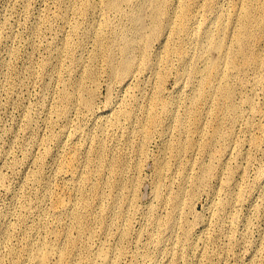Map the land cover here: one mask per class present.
Listing matches in <instances>:
<instances>
[{
    "label": "rangeland",
    "instance_id": "374dc122",
    "mask_svg": "<svg viewBox=\"0 0 264 264\" xmlns=\"http://www.w3.org/2000/svg\"><path fill=\"white\" fill-rule=\"evenodd\" d=\"M77 1L0 0V264H16L21 257L20 241L36 223L30 216L20 223L26 213L22 206L36 201L44 173L52 176L53 190L73 202L77 195L70 187L80 185L89 204L86 214L70 212L71 219L48 207L47 228L61 231L66 223L70 240L79 242L76 252L66 240L58 243L65 264L86 258L82 244L90 226L101 232L89 245H105L111 264H264V46L257 45L254 27L264 29V19L254 16L247 41L262 64L242 65L231 45L239 68L224 78L228 93L193 103L191 92L176 81L180 74L192 80L193 60L178 64L169 57L178 49L193 54L201 44L198 35L185 41V33L178 32L172 45L154 37L145 54L137 48L135 58L154 68L137 71V80L122 86L111 82L104 55L130 22L102 6L93 23L76 19L67 7ZM248 4L257 7L256 1ZM241 8L237 0H200L197 23L187 31L213 30L218 18L228 23ZM72 23L80 33H71ZM92 25L101 57L95 82L86 79L82 86L84 92L95 88L96 96L92 109L76 106L66 123L58 115L61 93L76 83L82 49L96 43L83 40ZM164 104L178 108L179 124L165 120ZM197 109L208 116L200 128L193 116ZM111 111L118 114L115 119ZM215 113L218 122L211 120ZM71 155L84 171L75 182L57 176L59 160ZM94 173L101 178L92 180ZM93 183L96 192L90 191Z\"/></svg>",
    "mask_w": 264,
    "mask_h": 264
},
{
    "label": "bare ground",
    "instance_id": "6f19581e",
    "mask_svg": "<svg viewBox=\"0 0 264 264\" xmlns=\"http://www.w3.org/2000/svg\"><path fill=\"white\" fill-rule=\"evenodd\" d=\"M199 1L78 0L73 7L71 5L67 7V13L73 15L76 19L78 17L86 18L91 23L102 14L100 6L106 12H111L117 16H126L130 22V28H125L124 33L119 35L117 40L116 36H114L104 55L106 58L105 66L111 82L114 83L118 80L122 86H127L130 82L137 80V71L154 68L155 64H148L142 59L138 60L135 58L134 51L137 48H142V52L145 54L154 37H157L161 44L172 45L176 41L178 32L185 33V41H191L198 35L201 44L193 54L178 49L170 55L169 62L175 61L178 64H185L193 60L192 80L180 74L176 80L178 86L180 89L187 88L191 92L193 103H197L200 100L212 102L215 97L228 93V88L223 83L224 78L227 75L235 74L239 68V61L237 60V62L231 53V45H234L237 49L235 58L237 59L238 56L242 57V65L258 67L262 64L263 57L254 58L251 50L247 48V41L250 38L249 31L254 21V16H258L260 20L264 19V4L259 0H253L257 4V7L254 8L248 4L251 0H237L242 5V8L238 14L234 13L232 15L228 23L218 18V24L215 29L198 28L195 34H191L187 31V28L197 23L198 16L195 13V8ZM125 7H131L129 13L124 10ZM145 19L148 20L149 24L146 25ZM254 27L257 30V45L264 46V29L260 28L259 25ZM69 28L72 34L81 32L76 23H72ZM83 40H93L96 43L91 50L82 49L80 57L77 58L78 70L74 75L76 83L64 89L61 93L62 108L58 111V115L66 123L70 121L75 110L78 112L76 106L88 110L92 109L93 99L96 96L95 88L84 92L86 88L82 86V83L86 79L95 82L96 68L98 66L96 60L101 57L98 29L92 25L91 29L83 35ZM210 52L215 53L214 58L209 57ZM117 55L120 56L118 62H116ZM156 63L160 65V57L156 58ZM246 102L249 103L248 100ZM160 111L166 115L165 120L167 122L179 124L181 119L178 115L177 107L174 108L164 104ZM110 114L113 119L118 115L115 111H111ZM193 116L199 118L198 128L208 121V116L199 109L193 112ZM211 120L218 122L220 120L218 113H215ZM111 130L113 133L116 132V124L113 125ZM76 132L74 131L75 135L78 133ZM64 133L66 136L67 131H64ZM97 164H99V161H97ZM57 169V176L63 178L69 175L73 182L78 181L81 175H84L82 165L75 155H71V157L62 161L59 160ZM161 176V170L156 172L157 178ZM41 177L44 182L34 194L36 201L28 205L27 208L26 205L22 206L26 213L19 218L20 223L24 224L29 216L30 218L34 217L36 223L29 227L24 238L20 241L19 250L21 251V257L16 264H65L64 249L58 246V243L62 240L69 242L72 252H76L80 248L79 242L75 238L70 240L68 235L69 225L64 223V228L61 231L48 229L47 225L49 222L45 215L48 207L51 206L57 214L69 219L73 218V216H70L72 211L78 214H86L89 204L82 197V187L77 184L70 187L71 194L77 195V202H73L70 196L65 198V194L60 193V190L58 192L53 190L52 176H46L44 173ZM100 178L101 175L99 173H94L91 176L92 180H99ZM36 180L37 178L33 177L29 183L34 186ZM90 191H98V185L93 183ZM155 196H157V191ZM179 202L180 197L177 196L175 205L177 206ZM115 205L116 199L113 198L111 206L114 207ZM12 215L13 213H10L8 219ZM107 226L109 225L107 224ZM88 231L89 233L85 235V241L82 244L86 258H82L79 264H111L113 256L109 254L105 245L97 249L89 245L91 238L101 231L92 226L88 228Z\"/></svg>",
    "mask_w": 264,
    "mask_h": 264
}]
</instances>
